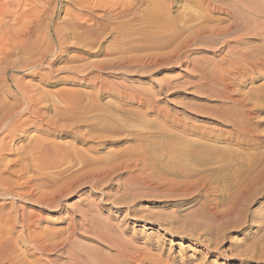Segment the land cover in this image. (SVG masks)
<instances>
[{
    "label": "bare ground",
    "instance_id": "1",
    "mask_svg": "<svg viewBox=\"0 0 264 264\" xmlns=\"http://www.w3.org/2000/svg\"><path fill=\"white\" fill-rule=\"evenodd\" d=\"M47 1L49 0H0V63L4 62L6 65L12 54H16L22 59L25 67H35L42 65L50 55L55 54L53 62L60 60L66 66L56 68L58 66L51 61L47 65L52 72L61 70L72 76L48 78L46 86L50 87L58 83H73L71 78H76L79 75L77 73H81L84 69V66L72 65L80 59L97 58L100 57L99 55H116V57L111 63L94 60L87 63L86 68L90 75L80 79L93 87L95 91V97L91 94L90 110L102 114H97L96 118L91 120H85L83 115L73 117L70 122H67L64 119L66 115L58 110L53 115L31 110L27 111V116L21 113L15 118L20 108L18 97L22 99L30 97H27L22 87L12 92L8 91L9 95L16 100L9 105L0 103V132L3 130L5 136L12 140L16 137L20 142L26 143L24 146L30 145L31 149L27 150L25 147L23 163H15L18 165L15 173L21 176L12 182V188H8L5 193L12 197L26 199L41 209H52L53 213L57 212L54 216L60 219L62 211L57 206L59 200L71 192L75 185L85 181L95 188L99 186V183L116 175L119 192L125 194L136 190L149 191L155 194L152 197L159 204L172 202L171 212L172 216L175 215L172 223L181 222V217H184L185 221L182 222L186 223L187 228L179 233L188 239H193L198 247L208 249L211 258L224 255L232 263L264 264V206H261L260 216L255 215L251 218L252 220L250 219V225H254L253 222L257 219L256 224L259 223V225L255 227L259 230L258 232H261L260 236L254 242H250L251 245L246 248L243 246L239 252H235V249L239 248L240 243L232 240V235L238 233L247 224L250 207L264 198V84L254 86L257 81L264 80V30H262L264 27L258 28L264 24V6H261V3L258 5L257 0H70L82 14L75 15V21L67 22L66 30H61L54 20L60 5L59 1L62 0H53L49 16L45 17V23L41 24L40 17L45 14L44 6ZM178 8L181 11H178ZM176 10L178 12L173 14ZM34 21L42 25L40 30L47 43L33 58H27L22 54L33 48ZM107 29L112 34V39L115 42L119 41L116 42L115 47L107 52L102 46L94 52L84 51L78 40V31L90 39ZM164 35L168 38H163ZM130 36H136L140 42L135 44L133 39L128 38ZM246 39L248 41H244ZM89 41L92 43L91 40ZM173 43L175 46L167 52H153V50L173 46ZM213 43L219 44L220 48L217 50L224 54L218 60L219 62L213 63L215 73L203 75L201 78L206 83L201 89L210 99H218L219 103L213 107L201 104L190 105V108L193 110L208 108L209 110L204 111L210 117L222 123V126L229 127L231 131L219 129V135H225L223 141L226 144L245 151L241 154L247 160L246 163H152L153 168L150 169L148 163H127L126 161V163H110L108 166L105 165L106 167L94 165L85 170L83 168L64 178L60 177V173L49 176V173L44 172L53 164L45 162L54 151L50 152L45 144L38 145V142H41L40 138L33 141L35 138L28 133L30 128L37 127L40 131L55 136L68 134L80 140L81 145H86L87 151L102 152L98 150L113 147L122 140L120 137L113 136L117 135L114 133L118 129H122L118 128V125L131 127L130 123L133 119L141 121L143 118L138 111L124 108L122 110L133 112V115L120 118L107 114L105 105L101 103L102 93L104 95L108 92L116 98L137 100L139 105L147 107L150 106L151 101L142 99L138 91L128 86L111 85L107 78L117 79L110 72L111 69L116 67L160 68L179 57V45L206 46ZM137 48L147 53L144 56L124 54V50L139 51ZM7 67H2L3 80L8 78L9 67ZM163 89L160 88L159 92ZM59 92L63 97H67V92ZM83 127L88 131L82 132ZM129 138L133 139L132 136ZM214 141H219V138L214 137ZM8 147L1 138L0 152L10 151ZM34 149L38 150L39 155L36 157L42 163H33L34 157L31 155ZM258 149L259 151H256ZM199 150L200 154L209 152L204 146ZM190 153H192L191 147L182 151L183 156ZM200 154H196L199 159L202 158ZM77 155H79L78 152ZM5 167H7L6 164ZM119 204L121 206L120 201ZM131 207L129 204L123 206L132 212ZM47 215L32 211L30 214L23 213L20 220L13 216L10 223L9 220L7 221L9 224L12 223V227L8 232L0 233V264H54L56 263L54 252L58 250L69 260L62 264H94L96 262L141 264L139 259L133 256L134 253L132 254L126 248L128 243L125 246V243H120V240L116 239L115 228L108 226L107 231L113 235L97 234V236L101 239L102 245L114 251L116 256L99 259L90 252V258L84 257L76 252V249L73 250L75 247L73 241L78 232L73 223L74 220L68 218L69 212L65 215V219L68 220L66 228L59 232H54L46 224L50 221ZM18 221L22 230L15 234ZM168 224L166 226L170 230L172 227L169 228ZM18 241L28 245H23L25 248L21 250L18 247ZM227 244L228 247L225 249ZM99 251H96V255L100 254ZM142 261L144 262V259ZM194 261L188 259L182 264H192ZM211 263L210 261L207 264ZM200 264H203V261Z\"/></svg>",
    "mask_w": 264,
    "mask_h": 264
},
{
    "label": "rangeland",
    "instance_id": "2",
    "mask_svg": "<svg viewBox=\"0 0 264 264\" xmlns=\"http://www.w3.org/2000/svg\"><path fill=\"white\" fill-rule=\"evenodd\" d=\"M257 1L258 5L261 3V6H264V0ZM59 4L57 16L54 21L57 23L56 26L58 28L66 30L67 27H65V24L74 20V16L82 14V12L78 11L71 4L70 0L59 1ZM52 6L53 0L47 1V4L44 6L45 14L40 17L42 21L41 24L45 23ZM177 10L181 11L180 8ZM177 10L173 14H176L178 12ZM37 19L35 21H37ZM35 21L33 26V48L29 52L22 54L27 58H33L47 43L45 42L44 34H42L40 30L42 25L40 26V24H37L38 22L36 23ZM261 26H258V28L262 29L264 24L262 27ZM262 30H264V28ZM78 32V40L86 52H94L98 50L99 46H102L107 52L110 48L117 45L116 42H119H115L112 39V34L108 29L90 39L82 35L80 31ZM128 38L133 39L135 44L140 42L136 36H130ZM163 38L168 37L164 35ZM89 40H91L92 43ZM178 41H180V39ZM178 41L176 40V42ZM244 41L248 40L246 39ZM175 44L167 48L153 50V52H167L170 48L174 47ZM179 46V57L173 59L171 63L163 67H133L129 69L116 67L111 69L112 71L110 72H112L117 79L103 76L109 80L111 85L113 84L117 87H120V84L124 87L128 86L136 92L138 91L137 93H139V97L142 99L146 98L148 101H151L150 106L147 107L146 105H139L137 100H130L127 98L121 99L116 98L115 95L113 96L108 92L104 95L102 93L101 103L105 105L107 114L116 115L120 118L133 115V112L129 113L128 110H122V108H124L138 111L143 118L141 121L133 119L130 123L131 127H122V124L118 125V128L122 129H118V131L114 133L117 135H112L120 137L122 140L120 143L113 145V147L98 150L102 152L87 151L85 148L87 147L86 145H81L82 143L80 140H76L68 136V134L55 136L51 133L40 131L37 127L30 128L28 133L35 138L33 141L40 138L39 141L41 142H38V145L41 144L44 146L45 144L49 147L50 152H52V150L54 151L52 156L45 162L53 164L47 167L44 172L49 173V176H56V173H60V177L64 178V176L67 177L72 175V172L74 173L83 168V170H85L94 165L108 166L110 163H126V161L127 163H148L150 169L153 168L152 163H246L247 160L241 154L245 153V151L235 146H230L228 143L226 144L225 141H223L225 135H219V129L228 131L230 130L229 127L222 126V123L220 124L216 122L214 118L210 117L206 113V111L209 110L208 108H199L195 110L190 108V105L197 106L201 104L213 107L219 103L218 99H210L208 94L201 89V87L206 85L205 81H202L201 78L203 75H212L211 73L214 72L213 63L219 62L218 60L221 59L224 52L217 50L220 48L219 44L216 45L214 43L213 45L206 46ZM69 52H72V50H69ZM124 52L126 55L130 54L129 56H144L145 53H147L141 50H124ZM54 55L55 54L50 55L45 63L35 67H25L22 59L18 58L16 54H12L6 65H4V62H1L0 103L4 105L15 103L16 99L10 96L8 91L12 92L18 87H22L27 97L29 96L30 98L22 99L18 97L20 108L15 118L21 113H25V116H27V111L31 110H33V112L46 113L47 115H53L57 110L63 111L62 114H65L66 118H68H64L67 122H70L73 117L83 115L85 120L96 118L99 113L91 111L89 108L90 98L95 95V91H93V87L86 84V82L80 81V79L89 77L90 75L88 68H86L87 63L93 60L111 63L115 60L116 55H99L100 57L97 58L88 57L85 60L80 59V61L78 60V62L76 61V63H72V65L84 66V69L81 73H77L79 75H74L76 78H71L73 83H58L55 86L47 87L46 82L48 78H59L65 77L66 75V77L72 76L61 70L52 72L50 66L47 65V63H51V61L54 65L56 64L58 66L56 68L66 66L60 60L56 61V63L53 62L55 59ZM5 66L9 67H7L9 74L7 75L8 78L3 80L2 69ZM189 76H191V78ZM261 84H264V80L257 81L254 86ZM160 88H164L162 92H159ZM59 91L67 92V97H63ZM81 131L86 132L88 130L83 127ZM130 136H132L133 139H130ZM134 137H136V139ZM214 137L219 138V141H214ZM1 138H3L5 144H8V149H10V151L6 153L0 152V233L9 231L12 227V223H9L13 216H16L17 220H20L23 213L26 214L27 212V214H30L32 211L48 214L47 216H49L50 221L46 224L53 229L54 232L63 231L68 221L67 218L65 219V215L69 212L70 216L68 218L74 220L73 223L78 232L73 241L75 246L73 250L75 251L76 249V252L84 255V257H89L90 252L96 257L98 256L99 259L108 256L113 258L116 256L114 251H111L106 245H102L101 239L97 236V234L113 235L107 231L108 227H113L115 228L116 239L118 241L120 240V243H125V246L126 243H128L126 248L129 249V252L132 254L134 253L133 256L138 258L141 264H182L188 259L195 260L192 264H200L202 261L203 264H207L210 261L212 262L211 264H239V262H229L224 255L211 258L209 256L211 253L208 249L198 247V245H195L193 239H188L180 234L179 232L185 231L187 226L185 225L186 223H183L185 221L184 217H181L183 222L172 223V218L175 216H172L171 212L173 209L172 202L159 204V202H156L153 198L155 194H151L149 191L136 190L125 194L119 192L116 175H112L111 179L103 181L101 184L99 183L98 185L101 186L95 187L97 189L92 188L89 182L85 181L79 182L77 186L75 185L71 192L59 200V205L57 206L61 209L60 211H62L63 217L60 219H57L56 215L54 216L57 212L53 213L54 211L52 212V209L44 210L32 205L26 199L24 200L6 194L5 192L7 189L12 188V182L18 180L19 176H21L15 173V170L18 169V165L15 163H23L22 157L24 156V151H26V148L30 150L31 147L30 145L24 146L26 143L20 142L16 137L13 140L6 137L3 130L0 132V139ZM203 146L207 148L209 152L200 154L201 151L199 149ZM190 147L192 148V153L183 156L182 151ZM37 149L32 150L33 153L31 156L34 157L33 163H42L36 157L39 155ZM59 149L61 151H59ZM209 149L212 150V152ZM256 151H259V149ZM77 152L79 155H77ZM250 152H253V150H250ZM196 154H200L202 158H197ZM5 164L7 167H5ZM9 177L11 180L8 179ZM13 189L18 191V189ZM87 197L89 199H87ZM119 201L121 202V206L131 205L132 212L126 210L123 206L121 207ZM261 206H264V198L250 207L248 215L250 217H247V224L238 233L232 235V240L240 243V246L242 244L241 247H236L235 252H239L243 246L246 248L251 245V243L260 236L261 232H258L259 230L255 227L259 225L258 222V224H256L257 219L253 222L254 225H250V221L253 216L261 215ZM169 222L172 224H168ZM46 224L44 223V225ZM166 224H168L169 228L170 226L173 228H171L172 230L170 229L173 232L168 230ZM15 228V234H18L19 231L22 230L20 221H18ZM175 230H177L178 233ZM23 245L27 246L28 244L18 241V247H20L21 250L25 248ZM227 247L228 244L224 248L226 249ZM99 250H101V252ZM96 251H99L100 254L96 255ZM60 252L59 250L54 252V258L56 259V263L54 264H62L65 263V261L69 262L64 253ZM149 258L150 260H148ZM42 259H44V257H42ZM143 259L144 262L142 261Z\"/></svg>",
    "mask_w": 264,
    "mask_h": 264
}]
</instances>
